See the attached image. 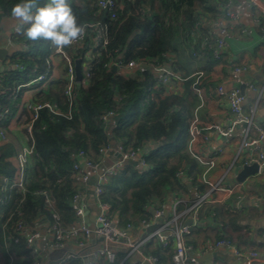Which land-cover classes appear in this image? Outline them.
<instances>
[{"label":"trees","instance_id":"16d2710c","mask_svg":"<svg viewBox=\"0 0 264 264\" xmlns=\"http://www.w3.org/2000/svg\"><path fill=\"white\" fill-rule=\"evenodd\" d=\"M116 1L113 19L99 9L97 0H68L78 20L86 26L93 25L87 28L82 43L67 51L73 62L80 61L83 74L72 102L65 95L66 70L60 80L30 85L47 70L52 54L50 43L28 41L20 32L12 36L21 49L4 62L8 66L0 71V126H7L21 108V94L28 87L40 89L32 104L49 103L59 111L56 114L44 107L34 122V152L25 192L16 188L2 190L3 179L12 178L15 168L8 160L13 154L11 146L0 147V244L6 241L11 254L25 256L24 264H34L42 258L26 248L25 239L14 241V222L19 219L35 231L41 218L52 224L58 216L63 227L76 221L72 198L82 192V183L74 165L81 151L100 162V149L121 145L144 159L145 167L126 163L103 187L101 201L109 206L110 217L122 229L149 223L152 209L161 212L171 198H183L190 183L198 187L200 195L206 192V187L196 182L204 167L188 149L190 124L204 106L206 78L186 75L182 77V93H167L150 68L144 66L122 74L110 65L116 60L128 63L140 59L169 65V55L180 57L186 49L218 62L222 56L214 58L216 39L209 36L204 21L220 18L228 0ZM19 2L0 0V23L11 16V8ZM37 2L43 6L47 0ZM102 27L107 29L105 49L96 41ZM15 65L18 67L11 68ZM110 112L113 116L104 120ZM184 207L181 204L180 209ZM207 208L209 213L214 212V208ZM18 211L22 216L12 217ZM141 252L156 258V264H175L173 243L164 247L153 238L141 247ZM122 259L116 255L113 263L100 260L94 264H120ZM63 264L85 263L77 257Z\"/></svg>","mask_w":264,"mask_h":264},{"label":"crops","instance_id":"0c3cea01","mask_svg":"<svg viewBox=\"0 0 264 264\" xmlns=\"http://www.w3.org/2000/svg\"><path fill=\"white\" fill-rule=\"evenodd\" d=\"M256 3L253 6L249 5L247 0H231L230 4L227 2L223 9L224 14L220 18L204 21V28H208L207 32L213 39L221 37L220 26H237L232 29V37L227 40L222 58L218 62H212L205 54L194 53L191 49L184 50L180 57L168 56L169 67L181 79L186 75L199 77L200 74L206 78V86L203 90L205 102L198 118L201 132L207 140L202 137L203 135L200 136L194 144V152L207 160L213 158L215 166L205 174L206 167L202 165L204 170L196 178V182L206 187L204 194L208 191V185L203 178L204 174L205 179L210 183H221L225 188L234 187L233 193L212 192L209 200L195 212H185V210L200 195L196 185L188 184V194L180 199L182 205L185 206L184 209L179 207L181 221L189 225L192 231V234L186 237V243L191 247L189 254L197 258L201 264H264V166L260 167V171L247 178L245 182L235 183L237 176L235 170L243 165L255 163L256 161L253 160L257 159L261 152L264 153V138H260V132L254 127L248 130L247 125L243 123L233 125L234 115L231 112L229 101L226 96L218 94L219 87H223L226 92L240 91L245 98L243 104L245 114H249L250 108L260 98L254 115V124L264 133V32L256 22L259 18L261 25L264 26V0H256ZM227 11L237 15L236 22L226 17ZM5 18H11V16ZM3 27L1 21L0 50L9 48V53L3 61H0L1 72L8 66L3 65L4 62L21 49V46L12 40V36L17 33L16 27L14 33L6 37L2 35ZM25 47L26 45H23V48ZM49 63L51 64L49 81L62 79L65 71L63 57L54 55L50 57ZM235 67L244 69L237 79L233 77ZM11 68L16 67L11 66ZM249 85H254L256 91L250 89ZM164 88L167 93H182L184 80L173 79L171 84ZM39 91L40 89L28 87L21 94L20 104L31 102ZM20 111L21 108L9 120L7 126H0V132L4 134V137L0 134V147L11 146L10 150L13 154L8 160L12 165L18 153L30 146L28 135L16 120ZM214 126H219L224 130L231 129V132L228 136H222ZM247 131V142L258 140L256 147H260L259 150H256L255 146H243ZM119 146L113 145L112 150L101 155L99 168L96 171L90 170L89 181L81 184L80 206L84 210L83 223L91 228L95 226L96 218L100 213L94 189L99 176L120 160L117 153ZM126 163L139 165L138 159L126 161L123 165ZM174 199L176 198L169 200L171 204ZM171 204L166 205L160 216L157 215L158 211L152 209L153 217L149 223L144 222L130 228L129 241L138 243L151 234L149 231L151 226L155 224L160 226L167 222L171 218ZM207 207L214 208V212L209 213ZM49 226L45 218L37 221L35 231L40 234V237L36 239L35 245L39 249V257L42 258L41 264H47L51 257L63 259V263L70 258L77 257L84 261L96 249L105 247L123 258L120 264L124 262L126 264H153L149 257L142 254L141 249L125 261V253L128 250L126 242L106 243L95 236H91L83 248L67 244L58 249L48 233ZM220 239L231 240L242 256H237L232 249L216 247L215 243ZM3 242V246L0 244V264H24L26 262L25 256L11 254L7 250L8 243ZM252 253H256L257 257H252Z\"/></svg>","mask_w":264,"mask_h":264},{"label":"built area","instance_id":"2783aa9c","mask_svg":"<svg viewBox=\"0 0 264 264\" xmlns=\"http://www.w3.org/2000/svg\"><path fill=\"white\" fill-rule=\"evenodd\" d=\"M133 1V0H130ZM230 4L231 0L227 1ZM249 5L255 6L256 0H247ZM98 7L101 11H106L110 14L111 18H116L118 4L116 0H97ZM226 17L230 20L236 22L237 15L233 12L227 11ZM258 25H260L261 30L264 32V26L261 25L260 19H256ZM237 26L228 27V26H220V38H217L215 41L214 46V53L213 56L215 59H220L224 53V49L226 47L227 40L232 37V29ZM87 28H93V25H87ZM231 28V29H230ZM106 27L99 28L96 34V41L101 43L103 48L105 49L108 44V40L106 38ZM17 33H19L17 31ZM85 38V37H84ZM84 38L80 41L75 42L70 47L78 46ZM68 47V48H70ZM50 49L52 50L51 57L54 55H61L64 60L65 64V80H66V88H65V95L68 97L70 102L75 99L76 93V85L78 82L76 81L75 75V63L67 54V51H56L55 47L50 44ZM112 68H115L122 74H127L133 69H138L141 67L150 68L151 71L158 75V83L162 87H167L173 79L182 80L180 76H178L170 67L169 65H160L159 63H154L152 61H146L140 59L138 61H131L128 63H124L121 60L113 61L110 65ZM18 67V65H15ZM241 67L234 68V75L235 79L238 78V75L243 71ZM51 72V64L48 62L47 70L45 73L40 74L34 81L30 83V85L35 83H43L46 84L49 80L48 75ZM202 76V74H200ZM85 78L86 80L89 78L88 69L85 71ZM249 88L256 91V87L254 85H249ZM218 94L220 96H226L227 100L229 101L231 112L234 115L233 125L243 123L247 125L248 130L250 127H254L260 132V138H264V133L254 124V115L256 111V107L260 98L256 101V103L250 108L249 114H245L243 104H244V96L241 95L240 91L232 90L231 92H226L223 87H219ZM44 107L49 108L53 113L58 114L59 111L57 110L56 106H52L49 103L45 104H32L24 103L22 104L21 111L19 115L16 117V120L20 127L26 132L30 140V146L23 148L17 155L16 161L14 163V175L12 178H4L3 179V186L2 190L7 191L9 189H19L22 192H25L26 184H27V169L29 165V160L34 152V141H33V127L34 122L39 117V112ZM113 116V113L110 112L103 117L104 120H108ZM214 128L222 135L228 136L231 132V129L224 130L221 129L219 126H214ZM1 136L4 137L3 132H0ZM248 131L244 136L243 146H255L256 150H259L260 147H256L258 145V140L248 143L247 138ZM201 129L199 127V118L198 114L195 113L193 121L189 127V152L192 154L194 158H196L199 163L206 167L205 174L215 166L214 159H204L203 157L198 156L194 153V144L197 142L198 138L202 136ZM207 140L205 135L202 136ZM112 150V148H102L99 150V154L103 155L108 151ZM117 153L120 157L119 161H116L108 170L103 172L96 184L94 189L95 198L99 204L100 213L96 218V223L93 228L87 226L83 223L84 218V210L80 206L81 201V192L75 194L72 198V207L76 213V221L66 227H63L60 218L58 216L55 217L54 223L50 224L48 228V233L52 237L53 244L56 248H63L67 244H74L80 248L86 246L88 239L91 236H95L97 238H103L106 243H119V242H126L127 243V254L125 257V261H127L130 257H132L135 253L139 252L141 247L150 239L156 238L160 244L166 247L169 243L174 244L175 253L173 256V261L175 264H201L197 258L190 256L191 247L188 246L186 243V237L192 234L191 227L189 225H185L181 221V214L179 207L182 204L180 199L172 200L171 204V218L158 226V228L153 231L146 239L138 242V243H131L129 241V230L130 226L122 229L118 226L117 220L110 217L109 212L110 208L107 204L101 201L103 196L104 185L108 182L110 177L115 176L119 169L126 161H130L132 159H138L139 166L145 167L146 163L140 155L132 151H125L123 147L120 145L117 148ZM78 162L74 165V170L77 172V179H79L80 183H87L89 181V171L94 170L96 171L99 166L100 162L93 161L88 155L81 151L77 154ZM260 167L264 166V153H260L257 159H254ZM252 162V161H251ZM205 174L203 176L204 182L208 185V191L206 194L199 195L196 200L188 206L185 210L195 212L199 210V208L205 204L212 192H226V193H233L234 187L228 186L223 187L221 183H210L205 179ZM48 202L50 201L47 197ZM162 212H158L157 215L160 216ZM17 216L21 217L22 213L20 211L17 214L13 215L12 217ZM14 230L17 233L15 242H19L20 238L25 239L26 248L29 249L34 255L39 256L40 252L37 246L35 245L36 239L40 237V234L37 231H31L29 227L21 220L14 222L13 224ZM216 247H226L232 249L233 252L237 256H242L241 252L237 249L234 243L229 239H220L215 243ZM252 257H257L256 253L251 254ZM116 259V254L112 252L109 248H99L96 249L90 257L84 260L85 264H94L100 260H106L109 263H113ZM153 264H156V258H150ZM42 261H35L34 264H41Z\"/></svg>","mask_w":264,"mask_h":264},{"label":"clouds","instance_id":"9594fccd","mask_svg":"<svg viewBox=\"0 0 264 264\" xmlns=\"http://www.w3.org/2000/svg\"><path fill=\"white\" fill-rule=\"evenodd\" d=\"M11 18L18 22L16 31L28 41H47L58 52L87 33L86 24L78 20L68 0H47L43 6L37 0H20L11 8Z\"/></svg>","mask_w":264,"mask_h":264},{"label":"water","instance_id":"95a60500","mask_svg":"<svg viewBox=\"0 0 264 264\" xmlns=\"http://www.w3.org/2000/svg\"><path fill=\"white\" fill-rule=\"evenodd\" d=\"M8 49H2L0 50V61H3L5 57L8 56ZM64 51H68V47L64 48ZM75 75H76V81L78 83H80L82 81L83 78V74L82 71L80 69V61L79 60H75ZM113 71H116L115 68H113ZM236 178H235V183L236 184H241L243 182L246 181L247 178L257 174L259 172V165L258 163H252L250 165H243L240 169H236ZM168 206H170L171 201H168ZM165 213H167V211H165ZM158 224H155L153 226H151L149 228V231L152 233L153 231H155L158 228ZM101 241H103V238H100ZM63 259H59L57 257H51L47 264H62L63 263Z\"/></svg>","mask_w":264,"mask_h":264},{"label":"rangeland","instance_id":"374dc122","mask_svg":"<svg viewBox=\"0 0 264 264\" xmlns=\"http://www.w3.org/2000/svg\"><path fill=\"white\" fill-rule=\"evenodd\" d=\"M17 23L18 22L12 18H5L2 20V25H4V30L2 32L3 37L10 36V34L14 33V28L16 27Z\"/></svg>","mask_w":264,"mask_h":264}]
</instances>
